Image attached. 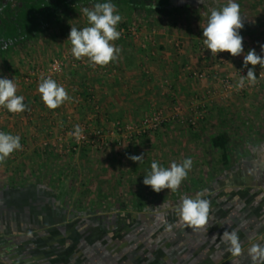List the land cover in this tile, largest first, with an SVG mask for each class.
Masks as SVG:
<instances>
[{"label": "crops", "instance_id": "1", "mask_svg": "<svg viewBox=\"0 0 264 264\" xmlns=\"http://www.w3.org/2000/svg\"><path fill=\"white\" fill-rule=\"evenodd\" d=\"M227 2L206 0L183 9L189 12L191 22L203 19L206 25L209 10ZM235 2L240 5L247 43L256 51L264 44V0ZM85 7L94 6L72 5L69 12L77 13ZM61 16L55 21H61ZM47 32L41 29L29 35L23 41L27 44L24 53L33 59L43 58L42 52L49 53L50 58L60 55L68 46L70 31ZM177 36H158V46L151 54L141 52L137 40L120 36L113 42L121 49L118 60L105 66L104 73L94 72L85 58L87 64L69 69L67 76L81 93L83 88L88 91L91 87L93 97L107 102L108 112L119 111L127 116L149 88L146 84L155 86L161 94L163 74L172 76L171 82L179 87L174 71L183 61L177 60L169 42ZM194 36L190 40L187 32L181 34L186 44L183 60L192 64ZM50 39L55 40L53 47L49 46ZM9 64L6 77L11 79L17 76L13 71L18 68L13 59ZM145 64L152 72L148 81L142 79L140 71ZM26 91L16 95L29 103L33 96L29 88ZM81 93L73 95L79 98ZM159 94L157 100L163 101ZM78 98L76 102L83 103L80 111L74 105H65L61 113L71 111L73 121L85 122L90 106L86 98ZM44 113L45 109L38 108L32 122L19 125L0 116L2 131L18 135L22 141L21 152L14 151L0 163V264H252L248 249L254 243L264 245V138L246 143L251 153L240 156L233 153L240 148L239 144L233 145L232 132L221 128L219 132L229 136L223 156L210 140L218 132L208 141H200V132L188 135L180 129L176 134H182L181 139L175 135L176 142L172 143L164 139L170 133L165 128L157 133L164 146L143 141L126 147L122 155L115 145L104 155L94 156L85 149L58 155V146L53 143H61L62 129L48 127L46 121L37 119L41 115L44 118ZM103 122L104 127L111 128V121L104 118ZM46 133L50 137L53 134L55 142L44 145ZM133 152L144 156L141 162L129 158ZM186 158H191L192 167L176 192L165 189L157 193L143 184L153 161L167 168ZM197 195L210 202L208 230L196 231L179 223L176 208L181 198ZM226 230H235L239 235L243 251L238 257L232 256L220 240Z\"/></svg>", "mask_w": 264, "mask_h": 264}, {"label": "rangeland", "instance_id": "2", "mask_svg": "<svg viewBox=\"0 0 264 264\" xmlns=\"http://www.w3.org/2000/svg\"><path fill=\"white\" fill-rule=\"evenodd\" d=\"M26 5L29 3L26 2ZM94 6V5H93ZM30 7V6H29ZM28 7V8H29ZM117 12L121 15L122 20L118 24L117 29L119 27H135L138 28L141 33L144 35H148L152 31H154L151 39L148 37V43L145 41V46L142 48L139 45V41L137 42V47L141 52L149 51L151 52L152 48H156L158 46V36L163 35H178L177 37L181 39V34L184 36L187 32L188 35L193 37L195 35L197 29H203L205 26L203 19L195 20L191 22V20L188 18L189 12L184 9H177L176 11H170L168 13H163L161 11H155V10H148L147 12H131V11H122L118 7H116ZM70 10H64L61 12V18H59L61 21L57 22L55 20H52L50 22V25L45 28V31L54 32V31H67L71 30V27H77L78 29L88 26L87 24V18L83 14V11L74 13L69 12ZM193 13V12H192ZM77 14V15H76ZM191 15V14H190ZM80 17V18H79ZM194 19V18H191ZM47 32V33H49ZM24 33V32H23ZM240 35L243 37V46H244V52L236 57L237 65H244L243 64V57L244 55L252 49L249 46V43H247L246 37H245V31L243 29L240 30ZM170 38V37H168ZM55 40L50 39L49 46L53 47L55 45ZM183 47L186 45L183 43V39H181ZM35 45V44H34ZM70 45V42L68 41V44ZM264 45V44H263ZM37 44L35 45V47ZM24 47H27L26 43L21 42L20 45L14 46L13 49L10 50V52L5 54H0V78H4L6 75V69L10 67L9 61L13 59L17 63V70L13 71L16 73L17 76H13L14 83L17 86V92L16 94L26 93V87L29 88L31 91V95L33 96V100L31 102H25L27 105V109L32 111L31 116L23 117L20 119L21 116L24 115V112L19 113L17 117H14L13 123L22 124V123H29L33 120V112L38 111V108H43L46 110V114L43 115L44 118L39 116L37 119H42L46 121V124L48 127L50 126H57L58 128L64 129L67 126L71 125H77L80 120L73 121L74 117L71 116L70 119H67V116H65L64 113H61V108L65 105L73 106V102H67L65 101L61 106L56 108L55 110L48 109L45 104L43 103L41 99V95L37 93V87L34 84L31 85H25L23 82L18 81L23 75V73L26 71V69L29 67V65L32 64H38L42 65L47 63L52 57H55L57 55L49 57V53L46 54L44 52L40 53L43 55V58L41 59H33L32 56H28L26 53H24ZM59 47V46H58ZM185 51V48H184ZM175 56L177 57V60L185 62L183 60V54L179 55V57L176 55V51H174ZM256 53L258 55L264 56V52L261 51V48H258L256 50ZM151 54V53H150ZM51 55V54H50ZM148 55V54H147ZM147 57V56H146ZM179 58V59H178ZM193 61L195 60V57L193 55L190 56ZM183 62H180L178 64V69H176L174 72L176 73V80L179 84V87L174 85V83L171 82L174 78L172 76L168 75H162L160 81L162 84V87L159 86L161 94H159L155 90V86H151L150 83L146 84L149 88H146V91H143L142 95L143 97L140 99V102L135 106V108H132L126 114L127 116H124L123 114H120L119 111H113L108 112L107 111V102L102 101V99L97 98L96 96L93 97V90H91V87L83 88V92L81 93L78 89L76 90L75 85L73 81H71L67 76L69 75L70 70L69 68L65 70V72L62 75V80L65 83V89L68 92V95H72L75 92L81 93V97L79 98H86L87 104H89L90 108L87 110V116L90 117L89 119H86L85 123L88 127L91 126H100L103 129H107L104 124V118L108 119V121L112 122L114 121H132V122H138L139 119L147 113L149 110L153 108H160L163 110L164 113H169L174 111V107H179L178 109L181 111L179 115H182V117L192 115L195 111H202L203 110V117L199 120V123L196 127H191L190 125L186 124L185 122L181 123L177 118L175 120H170L168 122H164L161 127L153 132L145 133L142 135H138L136 137H133L127 141H123L122 138L117 134L115 131L113 133H110L108 129V133L106 134L107 137L110 139V145L109 147L97 150V149H89L81 147L79 151H75L73 153L80 152L81 149H85L88 151H92V154L95 156L96 154L104 155L109 148L115 145L117 148V153L123 154V152H127V148L132 145V147H135L139 145L141 142L144 141V143H163L164 146L165 142H163V138L159 131L162 129H168L170 133L169 135L164 136V139L167 141H172V143L176 142L175 135L179 136V139H181V135L176 134L177 130H185V132L188 135H192L193 132H197L200 134L199 140H209V137L213 135L214 132H219V130L222 128L227 127L232 134L231 135V141L233 145L239 144L240 149H234L233 153H238L240 156L242 155H250V151L246 149V143L253 141L254 139H263L264 138V68H261L260 65H256L254 68L255 75L257 76V82L254 85H250L247 90H245L242 94H232L228 96L227 98L221 99L214 95H211V93H208L207 90H211L213 88L212 85V79L207 81H197L193 78H190L187 76V74L182 73V66ZM188 62V61H186ZM198 63V62H195ZM23 66L26 67L23 68ZM85 66V65H81ZM80 66V67H81ZM252 67V65H248V68ZM1 69L3 72H1ZM142 74L145 79V81H148L146 79L151 78L152 72L149 65H144L142 68ZM147 72H146V71ZM96 72V71H94ZM99 75L102 74L98 72ZM66 76V77H65ZM67 82V83H66ZM155 85V84H154ZM25 86V89H23ZM159 94V96L164 97L163 101H158L156 96ZM95 95V94H94ZM89 97V98H88ZM99 97V96H98ZM78 98V99H79ZM82 98V99H83ZM89 99V100H88ZM84 103L85 100H83ZM79 104V105H78ZM94 105H98V109L96 112V116L93 117ZM83 106V103L78 102L77 106H75L80 111V107ZM75 108H73L74 110ZM8 111V110H7ZM9 112V111H8ZM39 112H43L42 110ZM63 112V111H62ZM71 112V111H69ZM73 113V112H72ZM43 114V113H42ZM51 115L55 118H52ZM48 117V118H47ZM177 117V116H175ZM111 119V120H110ZM35 120V119H34ZM37 125V124H36ZM47 127V128H48ZM111 127V126H110ZM61 130V134H62ZM158 131V132H157ZM175 133V134H174ZM60 136L62 137V135ZM203 135V138H202ZM43 137V136H41ZM53 134L50 137L49 133H46L44 135V138L48 142H55V139H53ZM168 137V139H166ZM170 137V138H169ZM21 144L22 141L20 140ZM52 142V143H53ZM117 145V146H116ZM120 146V147H119ZM21 152V150L19 151ZM110 152V151H109ZM108 152V153H109ZM72 153V152H71ZM58 155H64L69 154L65 152H58ZM86 155V154H85ZM137 155L135 152L132 153L131 156ZM115 156V155H114ZM109 157V155H108ZM113 157V156H112ZM110 158V157H109Z\"/></svg>", "mask_w": 264, "mask_h": 264}, {"label": "clouds", "instance_id": "3", "mask_svg": "<svg viewBox=\"0 0 264 264\" xmlns=\"http://www.w3.org/2000/svg\"><path fill=\"white\" fill-rule=\"evenodd\" d=\"M201 3L204 0H200ZM87 18L88 26L78 29L72 26L67 41L71 45V54L76 60L87 58L92 66H107L118 60L121 49L113 43L121 36L117 30L122 17L117 12L116 6L111 2L96 3L92 9H82ZM207 23L202 29L203 44L211 52L213 57L219 53H229L232 57L240 56L244 52L243 37L240 30L244 27L243 18L240 14V5L235 0H228L227 4L220 8L209 10ZM264 52V45H261ZM244 67L248 65L247 75H241L236 88L240 89L248 84L257 82L254 68L260 65L264 68V56L258 55L255 49H250L243 57ZM38 92L45 106L55 110L65 101L71 99L65 87L58 84L51 77L41 76ZM17 86L13 79L0 78V107L6 108L11 113H22L27 109L23 102L24 97L16 95ZM73 135L77 140L82 135L80 125L74 126ZM20 137L0 131V163H3L14 151L21 150ZM143 155H133L129 158L134 162H141ZM192 160L186 158L182 163L172 162L170 167H162L156 161L151 163V170L144 176L143 184L150 186L154 192L171 190L176 192L181 183L187 178L191 170ZM179 223L193 230H204L211 227L210 202L197 195L195 198L183 196L176 208ZM216 237V236H213ZM220 240L227 245V251L234 257L242 254V244L235 230L224 231ZM248 255L252 264L264 262V245L254 243L248 249Z\"/></svg>", "mask_w": 264, "mask_h": 264}, {"label": "built area", "instance_id": "4", "mask_svg": "<svg viewBox=\"0 0 264 264\" xmlns=\"http://www.w3.org/2000/svg\"><path fill=\"white\" fill-rule=\"evenodd\" d=\"M117 30L121 31V37L123 38H133L139 41L140 47L145 46V41L148 43L149 39L152 38L154 31L149 33L148 35L142 34L138 28L135 27H119ZM172 47L175 49L178 55L184 54V47L182 45L181 39L178 37L169 39ZM191 55L195 57V62H183V66L181 68L182 73L187 74L188 77L193 78L197 81H207L212 79L213 88L211 90H207L208 93L214 95L218 98L224 99L232 94H242L245 90H247L250 84L245 83L243 88L237 89L236 84L241 75L246 76L248 68L244 67V65H237L236 57H232L229 53H219L216 57L211 55V52L206 49L203 44V35L202 30L197 29L194 39L191 44ZM87 62L85 58L82 60H76L71 54V45H68L60 55L52 57L47 63L38 65L32 64L26 69V71L21 75L18 81L23 82L25 85L34 84L37 89L38 85L41 81V76L51 77L56 80V82L62 86H65L64 81L62 80V75L66 69L78 68L81 65H86ZM92 69L96 72L104 73L105 66H91ZM146 71V70H145ZM147 72V71H146ZM6 77V75H5ZM13 79V78H11ZM37 93L41 95L38 90ZM71 97L67 102H73L74 106H77L76 99L78 98L76 95H69ZM89 98V97H88ZM89 100V99H88ZM179 107H174V111L169 113H164L160 108H153L145 113L138 122L132 121H114L111 125L110 133L114 131L119 134L123 141L129 142V140L138 135H142L145 133L153 132L158 130L164 122H168L170 120H179L181 123L185 122L191 127H196L199 123V120L203 117V110L195 111L192 115L182 117L179 115L181 112ZM98 109V105H94L93 117L96 116V112ZM32 111L26 110L23 117L31 116ZM19 113H11L8 112L6 108L0 107V116L3 118L9 117L12 120L14 117H17ZM67 119H70L72 116V112L65 113ZM177 116V117H175ZM90 117H88L89 119ZM78 125L82 128V135L79 140L73 135L74 126H67L62 129V137L60 138L61 143L58 146L57 151L71 153L75 151H79L81 147L91 148L102 150L110 145V139L107 137V133L109 132L106 129H103L100 126H91L88 127L85 123H78ZM0 131L2 128L0 127ZM49 142L44 141L43 144L47 145ZM22 145V144H21Z\"/></svg>", "mask_w": 264, "mask_h": 264}, {"label": "trees", "instance_id": "5", "mask_svg": "<svg viewBox=\"0 0 264 264\" xmlns=\"http://www.w3.org/2000/svg\"><path fill=\"white\" fill-rule=\"evenodd\" d=\"M179 1L180 3L176 0H17L14 6L6 9L5 15L0 17V54H5L9 48L20 45L29 35L47 28L52 20L56 19L62 11L70 10L72 5L83 6L111 2L122 11L147 12L151 9L170 12L173 9L181 10L190 3H201L200 0ZM26 2L29 4L26 5ZM210 140L224 156L227 152L226 145L229 142L227 132L220 131Z\"/></svg>", "mask_w": 264, "mask_h": 264}, {"label": "flooded vegetation", "instance_id": "6", "mask_svg": "<svg viewBox=\"0 0 264 264\" xmlns=\"http://www.w3.org/2000/svg\"><path fill=\"white\" fill-rule=\"evenodd\" d=\"M16 2L17 0H0V17L2 18L6 9L12 8Z\"/></svg>", "mask_w": 264, "mask_h": 264}]
</instances>
